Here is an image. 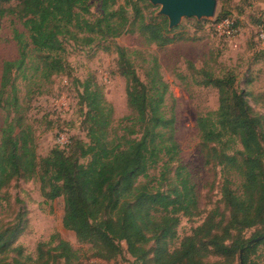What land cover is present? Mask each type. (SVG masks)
I'll list each match as a JSON object with an SVG mask.
<instances>
[{"label": "trees", "instance_id": "16d2710c", "mask_svg": "<svg viewBox=\"0 0 264 264\" xmlns=\"http://www.w3.org/2000/svg\"><path fill=\"white\" fill-rule=\"evenodd\" d=\"M92 1L0 0V30L1 19L11 16L28 34L14 30L18 57L3 64L0 193L14 181L38 179L44 198H64V228L87 247L78 250L53 236L38 245L32 258L23 248L13 247L17 226L0 233V264H83L88 254L112 264L123 258L125 249L132 264H234L244 249L247 264L249 254L264 244V232L251 239L262 238L255 245L243 238L247 230H264V116L254 111L251 93L240 87L234 71L195 70L197 83L217 90L219 96L218 109L200 113L197 128L208 164L220 169L228 217L213 209L174 251L171 244L178 237L181 217L201 212L190 175L180 165L176 117L166 105L169 84L157 58L148 62L142 80L132 60L135 52L117 47L130 110L122 135L113 128V106L89 78L80 84L79 95L88 142L75 138L44 158L38 156L27 116L36 91L43 94L42 87L70 71L66 43L89 47L124 35H138L160 48L177 41L165 17L148 18L145 10L153 6L147 0H124V5L99 0L102 13L97 18L92 17ZM227 17L221 12L210 24L214 28ZM21 84L27 88L24 98ZM236 178L241 180L238 189ZM168 181L169 189L163 191ZM210 257L224 261L210 263Z\"/></svg>", "mask_w": 264, "mask_h": 264}, {"label": "rangeland", "instance_id": "374dc122", "mask_svg": "<svg viewBox=\"0 0 264 264\" xmlns=\"http://www.w3.org/2000/svg\"><path fill=\"white\" fill-rule=\"evenodd\" d=\"M91 5L92 17L97 18L102 13L101 3L93 0ZM118 5H124V0H119ZM160 9V6H153L146 9L145 13L148 18L163 17L158 15ZM221 12L228 13L238 22V35L232 41L220 37L210 24L212 21L191 18L183 19L179 27L173 29L177 41L165 48L149 45L138 35H124L116 40H98L89 47L66 43L70 71L54 77L52 83L42 87L43 94H37V87L33 88L37 91L27 116L34 131L40 158L48 156L55 147L67 146L68 140L70 142L77 138L88 142L82 124L83 111L79 104L82 92L80 84L94 78L115 110L114 131L122 135L123 127L127 124L124 119L130 115V110L126 80L118 72L117 47L135 52L132 60L142 80L146 79L148 62L157 58L161 74L169 84L170 93L166 105L167 110L173 111L176 117V139L181 149L180 165L190 175L201 212L197 216L181 217L178 237L171 244V251L177 249L183 238L202 225L213 209L219 208L228 217V210L220 193V169L208 164L197 128L198 115L216 111L219 96L217 90L197 83L196 79L200 76L195 70L207 69L216 74L234 71L239 78L240 87L251 93L249 103L252 108L257 114L264 116V41L259 37L261 23H264V0H218L214 18L221 15ZM14 30L28 35L17 18L6 16L1 19L0 88L3 64L18 57ZM21 89L24 98L27 88L21 84ZM4 118L0 107V124H3ZM154 173L159 176V171ZM235 182V188L238 189L241 180L236 178ZM169 183L170 181L164 184L163 191L169 189ZM64 213V198L54 201L44 198L38 179L14 181L0 193V233L18 226L20 231H16L13 247L23 248L24 254L32 258L36 257L38 245L49 242L53 236L68 241L75 249H87L78 243L73 232L64 228ZM262 232V229H250L244 233L243 238L251 240ZM12 255L14 254H9V258ZM89 256L88 254L83 264H106ZM222 261L224 259L219 257L208 259L210 263ZM132 262L133 259L125 249L123 258L112 264ZM234 264H240V254ZM247 264H264V244L249 254Z\"/></svg>", "mask_w": 264, "mask_h": 264}, {"label": "water", "instance_id": "95a60500", "mask_svg": "<svg viewBox=\"0 0 264 264\" xmlns=\"http://www.w3.org/2000/svg\"><path fill=\"white\" fill-rule=\"evenodd\" d=\"M153 6H160L159 16L166 17L169 21V30L179 27L183 19L195 18L198 21L215 20L218 0H148ZM262 240L258 237L251 240L255 245ZM245 250L240 251V264H244Z\"/></svg>", "mask_w": 264, "mask_h": 264}, {"label": "built area", "instance_id": "2783aa9c", "mask_svg": "<svg viewBox=\"0 0 264 264\" xmlns=\"http://www.w3.org/2000/svg\"><path fill=\"white\" fill-rule=\"evenodd\" d=\"M214 29L220 37H223L229 41L234 40L238 35V25L233 17L222 19L214 25ZM259 37L262 41H264V25L260 26Z\"/></svg>", "mask_w": 264, "mask_h": 264}]
</instances>
